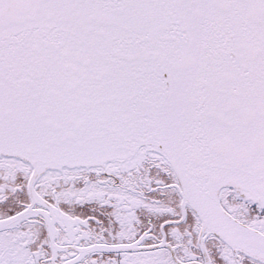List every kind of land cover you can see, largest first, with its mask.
<instances>
[{
    "label": "snow or ice",
    "instance_id": "1",
    "mask_svg": "<svg viewBox=\"0 0 264 264\" xmlns=\"http://www.w3.org/2000/svg\"><path fill=\"white\" fill-rule=\"evenodd\" d=\"M0 264H264V0H0Z\"/></svg>",
    "mask_w": 264,
    "mask_h": 264
}]
</instances>
